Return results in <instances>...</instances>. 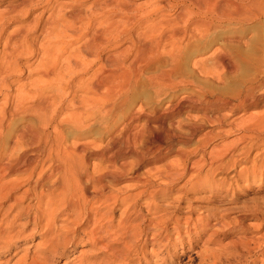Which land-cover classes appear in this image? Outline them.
<instances>
[{
  "label": "rangeland",
  "instance_id": "obj_1",
  "mask_svg": "<svg viewBox=\"0 0 264 264\" xmlns=\"http://www.w3.org/2000/svg\"><path fill=\"white\" fill-rule=\"evenodd\" d=\"M22 1L0 0V28L5 23L0 36L1 55L5 36L17 33L22 27L32 35L30 43L33 40L36 49L46 42L42 24L51 11L58 9L61 1L65 3L61 11L66 14L72 9L86 12L95 0H25L15 9L17 11L10 12L13 5ZM96 1L103 3L109 0ZM221 1L224 0H193V3L184 4L193 10L192 18L199 19L201 14L196 8L201 2L207 6L219 2L220 6L223 4ZM133 2L135 7L143 9L155 6L157 1ZM244 3L243 6L249 4ZM168 12L165 9L158 15ZM249 19L230 22L219 19L206 33L190 23L188 35L178 42L183 52L177 68H170V60L165 53L148 65L108 129L106 124H94L81 134L70 125L60 126L65 132L67 144L79 138L82 142H92L91 150H98L119 130L121 121L128 119L127 116L121 117L122 114L138 113L139 118L130 128V135L138 136L137 139L130 137L127 180L116 184L103 181V195L110 196V202L114 199L111 196L116 195L119 202L108 201L109 205L105 202L106 205L100 201L93 205L108 212L112 228L121 232L126 229L127 238L118 242L122 249L129 251L123 264H264V125L256 131H248L237 125L239 113L221 118L220 114L227 110L217 107L218 99L234 97L257 75L252 61L264 62V18ZM117 45L112 44L109 52L117 53L123 48ZM77 46L75 41L70 45ZM33 56L27 54L18 58L20 61L23 59L21 66H29V69L36 67L41 55L37 53ZM221 57L222 63L218 61ZM225 63H228L227 66ZM159 71H172V87H155L149 83L147 76ZM29 79L28 71L15 73L11 93L15 92L18 84L23 85V91L27 90ZM178 101L182 103L177 109L168 107ZM259 104L249 113L264 115V100ZM28 120H22L17 114L8 122L6 132H16ZM162 121L163 126L160 125ZM110 128L113 129L111 133L108 132ZM241 136L244 139H239ZM138 158L141 159L139 162ZM104 166L101 160L89 157V171ZM159 173H175V176L168 183L158 176ZM25 187L22 182L15 195ZM87 189L92 190V186H87ZM31 195L28 194L17 205L14 213L24 205L35 206L36 199ZM90 196L93 198L94 194ZM123 210L125 215L121 216ZM11 214L6 218H11ZM74 215L67 222L61 214L54 218L53 229L58 228L60 233L62 229L59 227L67 223L73 231L63 229L67 232H64L65 235L70 236L76 231V238L74 243L66 246L64 253H61V247L57 255L44 252L49 264H64L84 253L93 254L96 262L101 259L97 264H102L103 259L109 258L107 252L92 247L85 236V232L93 226L92 222L87 223L82 218L75 220ZM23 216L14 220L13 228L8 230L16 233L22 229L23 232L19 239H15L10 251H1L0 264L15 263L24 253L30 258L40 252L43 235L39 232L31 234L30 223L22 227L21 223L25 222ZM122 217L126 221L123 218L124 222L119 224ZM213 221L215 224H212ZM4 226L2 224L1 227Z\"/></svg>",
  "mask_w": 264,
  "mask_h": 264
},
{
  "label": "bare ground",
  "instance_id": "obj_2",
  "mask_svg": "<svg viewBox=\"0 0 264 264\" xmlns=\"http://www.w3.org/2000/svg\"><path fill=\"white\" fill-rule=\"evenodd\" d=\"M23 1L13 5L10 12L17 11L15 9L24 4ZM95 1L87 7L86 12L72 9L66 14L61 11L65 4L61 1L58 9L51 11L42 24L47 39L38 49L33 40L30 43L32 35L25 27L15 34L6 35L4 39L0 54V253L10 251L15 239H19L22 229L17 231L14 228L16 233L8 230L13 228L14 220L23 215L25 222H20L21 226L27 227L30 223L31 234L39 232L44 241L39 253L30 258L24 253L14 264H49L44 252L57 255L61 247V253H64L66 246L74 243L76 231L72 232L67 223L59 227L62 229L60 233L57 232L58 228L53 229V220L59 214L64 222L73 217L72 214H75V220L82 218L87 223L92 222L93 226L85 232V236L92 247L107 252L109 258L103 259L102 264L126 262L129 251L126 252L118 244L127 238L126 229L121 232L112 228L108 212L93 205L100 201L109 205L110 196L103 195L104 180L114 184L127 180V158L131 153L129 141L132 136L130 128L138 113L122 114L121 117L127 116L128 119L121 121L119 130L98 150H91L92 142H82L79 138L67 144L65 132L60 126L70 125L81 134L94 124H106L108 129L148 65L165 53L169 57L170 68H177L183 52L178 42L188 35L190 23L206 33L219 19L230 22L243 18H264V0H224L220 6L219 2L218 6H207L201 2L196 8L201 14L199 19L192 18L193 10L184 4L193 0H156L155 6L143 9L135 7L133 0L96 1L99 4ZM242 2L249 4L243 6ZM165 9L169 12L159 16ZM73 41L78 44L76 48L70 47ZM114 43L123 48L117 53H110L109 48ZM37 53H40L41 58L36 67L29 69V66H21L23 59L20 61L18 58L27 54L35 57L33 55ZM252 62L257 75L234 97L217 98V107L227 110L220 114L221 118L239 113L236 123L248 131H256L264 125V115L249 113L264 100V62ZM24 70L28 71L30 77L29 88L23 91V85L18 84L15 92L11 93L13 75ZM159 72L147 76L149 83L155 87H172L171 72ZM180 103L178 101L176 105L168 107L177 109ZM17 114L22 120L29 119L28 123L12 134L7 133L8 122ZM160 125L163 126L164 122H160ZM133 135L137 139L138 135ZM92 156L105 163V166L100 169L94 167L93 171H89L88 160ZM137 160L139 162L141 159ZM95 169L97 173H94ZM158 176L171 183L175 173H159ZM22 182L26 185L25 189L15 195ZM89 185L92 190L87 189ZM30 193L36 199L35 206L27 204L14 213L17 205ZM91 194H94L93 198ZM111 197L114 198L113 203L119 202L118 196ZM7 201L9 204L5 205ZM9 214L11 218H6ZM121 214L125 215L124 210ZM123 218L119 224L124 222ZM105 219L107 221L104 222ZM2 224L5 226L1 227ZM212 224H215L214 221ZM66 228L72 230L70 236L65 235L69 232ZM97 262L96 256L84 253L64 264Z\"/></svg>",
  "mask_w": 264,
  "mask_h": 264
}]
</instances>
